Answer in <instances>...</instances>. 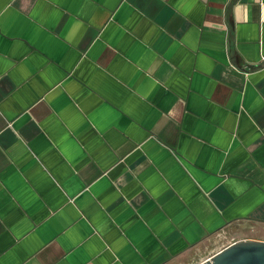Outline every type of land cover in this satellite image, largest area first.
Here are the masks:
<instances>
[{"label":"crops","instance_id":"crops-1","mask_svg":"<svg viewBox=\"0 0 264 264\" xmlns=\"http://www.w3.org/2000/svg\"><path fill=\"white\" fill-rule=\"evenodd\" d=\"M231 241H264V0H0V264Z\"/></svg>","mask_w":264,"mask_h":264},{"label":"water","instance_id":"water-1","mask_svg":"<svg viewBox=\"0 0 264 264\" xmlns=\"http://www.w3.org/2000/svg\"><path fill=\"white\" fill-rule=\"evenodd\" d=\"M205 264H264V241H241Z\"/></svg>","mask_w":264,"mask_h":264},{"label":"built area","instance_id":"built-area-1","mask_svg":"<svg viewBox=\"0 0 264 264\" xmlns=\"http://www.w3.org/2000/svg\"><path fill=\"white\" fill-rule=\"evenodd\" d=\"M240 242H241V241H240ZM236 243H238V242H236V241H231V242L228 243L227 245L223 246L222 249H221L220 251H218L217 253H215V254L212 255L211 257H209V258H208L205 262H203L202 264H205V263H207V262H209V261H212V259H213L217 254L221 253L222 251H224L225 249L229 248L230 246L235 245Z\"/></svg>","mask_w":264,"mask_h":264}]
</instances>
